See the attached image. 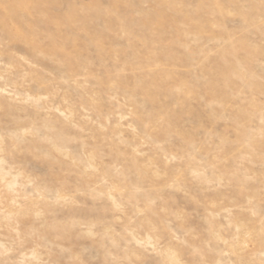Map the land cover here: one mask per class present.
Returning a JSON list of instances; mask_svg holds the SVG:
<instances>
[{
	"label": "rangeland",
	"instance_id": "rangeland-1",
	"mask_svg": "<svg viewBox=\"0 0 264 264\" xmlns=\"http://www.w3.org/2000/svg\"><path fill=\"white\" fill-rule=\"evenodd\" d=\"M0 0V264H264V0Z\"/></svg>",
	"mask_w": 264,
	"mask_h": 264
},
{
	"label": "bare ground",
	"instance_id": "bare-ground-1",
	"mask_svg": "<svg viewBox=\"0 0 264 264\" xmlns=\"http://www.w3.org/2000/svg\"><path fill=\"white\" fill-rule=\"evenodd\" d=\"M115 1H117V0H115ZM156 1L158 2L157 4L160 6V4H162L164 0H156Z\"/></svg>",
	"mask_w": 264,
	"mask_h": 264
}]
</instances>
